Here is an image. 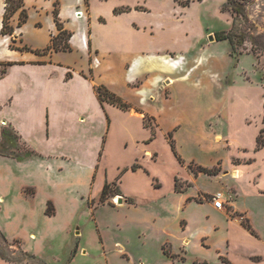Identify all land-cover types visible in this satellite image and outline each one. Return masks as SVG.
<instances>
[{
    "label": "rangeland",
    "instance_id": "obj_1",
    "mask_svg": "<svg viewBox=\"0 0 264 264\" xmlns=\"http://www.w3.org/2000/svg\"><path fill=\"white\" fill-rule=\"evenodd\" d=\"M145 1L149 11L142 14L143 18L157 20L156 14L161 10L176 14L177 10H182L179 15L182 20L187 19L185 23L195 33H198L195 18L200 14L211 29L208 34H213L215 29L229 30L235 20L234 57L236 60L242 57L244 67L249 69L252 65L264 78V0H235L233 5L241 7L239 12L232 10L231 4L228 9L224 8L227 0H189L188 3V0H83V11L78 12L80 0H24L28 12V19L21 28L24 46L43 50L50 44L52 32L58 29L55 22L58 10L73 34L72 49L61 51L58 58L78 66L87 65L88 37L83 31L88 23L89 3L93 14L102 13L107 18L113 7H134ZM178 2L187 4L185 9L179 8ZM3 3L4 0H0V11ZM95 33L100 41L99 32ZM14 40L10 37L6 40L0 34V58L6 59L10 54L9 45L17 47ZM209 40L210 36L204 38L206 43ZM229 45L228 41L215 42L210 50L223 55ZM171 55L182 58L191 53L181 57ZM94 56H91L92 63L99 65L101 55ZM63 67L67 78L73 71ZM2 68L0 63V76ZM64 86L65 92L69 87H84L72 83ZM64 98L63 93L60 94V103ZM6 111L17 124L25 143L18 136L14 138L15 131L4 121ZM57 113L59 121L63 108L59 107ZM66 113L71 112L66 110ZM0 115H5L0 122V126L3 125L0 128V259L15 264H230L226 255L230 252L227 228L220 227L222 217L209 206L218 192L233 196L225 189L221 177L203 172L198 182L208 192H199L194 202L177 209L168 195L172 189V160L166 144H160L159 163L143 176L142 200L117 194L120 190L115 183L106 201L101 203L100 189L117 176V169L127 155V145L119 138H108V126H103L102 120L100 126L93 124L81 129L71 122L68 125L55 123L49 140L39 126L27 128L16 109L0 103ZM47 120L46 117V125ZM146 123L155 128L151 117H146ZM218 154L222 156L221 151ZM212 155L215 156L203 152L196 157L203 163H211ZM188 165L193 170L203 167L196 162ZM212 169L217 170V167ZM150 183H162L155 190L158 196H151ZM136 184L137 180L130 176L128 190L124 192L132 191ZM176 184L179 190L189 185L179 180ZM196 186L190 188V193L196 192ZM246 194L242 190L238 206L250 210L252 225L264 240V201L247 199ZM49 204L52 205L50 213L47 212ZM224 211L228 218L249 224L247 216L235 211L229 203ZM166 229L171 231L170 235L166 234ZM182 235L191 241L185 243L179 239ZM237 237L236 241L251 250H264V243L243 235ZM234 253L239 254V251Z\"/></svg>",
    "mask_w": 264,
    "mask_h": 264
},
{
    "label": "crops",
    "instance_id": "obj_2",
    "mask_svg": "<svg viewBox=\"0 0 264 264\" xmlns=\"http://www.w3.org/2000/svg\"><path fill=\"white\" fill-rule=\"evenodd\" d=\"M146 4L145 1L134 7H113L111 15L105 18L102 13L93 14L89 3L88 23L83 31L88 37V40L85 38L88 42V64L84 66L63 62L57 56L61 51L39 55L32 47V50L22 49V26H17L19 14H16L12 21L16 27L15 34L3 35L6 40L9 37L15 39L17 47L9 45L10 54L6 59L0 58L3 60L1 65L6 67L0 76V103L16 109L27 128L39 126L40 132L49 140L55 123L68 125L71 122L81 129L93 124L100 126L102 120L103 126H108V138H119L127 145L126 160L118 167L117 176L110 183H117L124 197L128 195L135 201L142 200L144 173L151 172V166L161 159L160 144H166L172 160V189L168 195L177 209L194 202L199 192H208L198 182L203 172L193 170L188 164L196 162L210 169L217 167V174L213 175L221 177L225 189L233 194L228 197L224 193L226 201L235 211L247 216L255 231L253 233L240 221L228 218L225 209H216L212 202L209 203L211 209L222 217L220 227L227 228V247L233 251L226 253L230 264H264V250H251L236 241L237 236L243 235L264 243L252 225L250 210L238 206L242 190L247 192V199L264 201V147L257 148L258 137L264 129V78L254 71L252 65L249 69L244 67L242 57L236 60L230 47L223 55L210 50L215 42L224 41L216 39L215 33L221 29L213 31V40L204 41L212 34H208L211 29L203 22L201 14L195 18L198 28V33H195L185 23L187 19L182 20L179 15L182 10H177V14L161 10L156 14L157 20L143 18L142 14L149 11ZM81 5H84L83 0H80L76 12L83 11ZM4 6L5 2L0 11L1 35ZM178 6L185 9L187 5L178 2ZM116 8L128 9L117 14L114 12ZM60 20L70 32L61 14ZM95 31L99 32L100 41ZM58 32L57 29L52 35ZM69 43L73 47V34ZM171 53L179 57L191 53V56L175 58ZM94 54L101 55L100 60L96 57L99 65L91 61ZM63 66L73 71L67 78ZM68 83L84 87H69L65 92L64 85ZM99 84H104L121 97L130 108L102 102L96 90ZM62 93L65 98L60 103ZM59 107L63 108V117L57 121ZM66 110L71 113H66ZM6 113L4 121L23 140L11 114ZM148 116L155 121V128L146 125ZM3 117L5 115H0V122ZM171 141H174L176 151ZM203 152L215 154L211 163L198 160L196 155ZM135 163L138 168L133 169ZM130 176L137 180V186L126 193ZM177 180L189 185L178 190ZM194 184L197 185L196 192L192 194L190 188ZM149 185L151 196H158L155 190L162 183ZM165 232L167 235L171 233L168 229ZM179 239L185 243L191 241L184 235ZM235 250L239 254H235ZM0 264L15 263L0 259Z\"/></svg>",
    "mask_w": 264,
    "mask_h": 264
},
{
    "label": "trees",
    "instance_id": "obj_3",
    "mask_svg": "<svg viewBox=\"0 0 264 264\" xmlns=\"http://www.w3.org/2000/svg\"><path fill=\"white\" fill-rule=\"evenodd\" d=\"M4 2H5V13H4V17H3V26L1 29V33L4 36H13L15 34V31H16V27L12 24V20H13L14 16L19 12V21H18L17 26L21 27L28 19L27 8H26L24 0H4ZM188 2H189V0L187 1V3ZM234 2H235V0H227L224 4V8L228 9L230 4H231L232 7H230V8H232V10H234L236 12H239L241 7L239 5H233ZM184 6H185V4H184ZM127 9L128 8H116L114 10V12L118 14L120 12L126 11ZM55 22H56V25H57L59 32L56 35L52 36L50 44L45 49L33 50L37 54L46 55V54H49L50 52H54V51H69L72 49V47L69 43V41L72 37V33L64 28L63 23L60 20L58 10L55 11ZM235 26H236V21L233 20L232 26L229 30H219V31H216V33H215L216 39L218 41H228L229 42L230 47H231V54L233 56L236 55L234 50L237 47L236 46L237 43L235 42V40H236V38H235V35H236L235 34ZM10 46H11V48H16L13 45H10ZM22 49L32 50L27 45L23 46ZM5 70H6V67L2 68L1 69L2 73L5 72ZM96 90H97L98 96L102 102H109V103L115 104V105H117L123 109H129L130 108L129 104L124 102L121 97H119L117 94H115L114 92L109 90L104 84L97 85ZM146 125H148V124L146 123ZM15 137H16V135L14 136V138ZM171 146H172L173 150L176 151L174 141H171ZM262 147H264V129H262V131L258 137V141H257V148L260 149ZM132 167H133V169H136V168H138V164L135 163ZM197 171H201V172H204L207 174H217L216 170L209 169L206 167H199V169ZM114 184L115 183H106V185L104 186L102 193L100 195V202L101 203H104L106 201L107 194L109 192H111L112 185H114ZM121 193H122V191L120 190L119 193H117V194H121ZM51 210H52V205L49 204L47 212L50 213ZM244 225L246 228H248L253 233H255V231L252 229V227L249 224H244Z\"/></svg>",
    "mask_w": 264,
    "mask_h": 264
},
{
    "label": "built area",
    "instance_id": "obj_4",
    "mask_svg": "<svg viewBox=\"0 0 264 264\" xmlns=\"http://www.w3.org/2000/svg\"><path fill=\"white\" fill-rule=\"evenodd\" d=\"M212 203H213V206L216 209L221 210V209H225L226 208V205H227L228 202L225 199L224 193L223 192H218V193H216L213 196Z\"/></svg>",
    "mask_w": 264,
    "mask_h": 264
},
{
    "label": "water",
    "instance_id": "obj_5",
    "mask_svg": "<svg viewBox=\"0 0 264 264\" xmlns=\"http://www.w3.org/2000/svg\"><path fill=\"white\" fill-rule=\"evenodd\" d=\"M210 39H211V40H213V39H214V35H213V34L210 36Z\"/></svg>",
    "mask_w": 264,
    "mask_h": 264
}]
</instances>
